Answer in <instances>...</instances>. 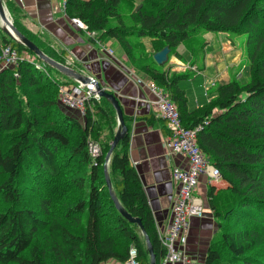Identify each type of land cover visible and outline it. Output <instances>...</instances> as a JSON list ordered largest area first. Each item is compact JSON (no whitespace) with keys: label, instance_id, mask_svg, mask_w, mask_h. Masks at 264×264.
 <instances>
[{"label":"trees","instance_id":"1","mask_svg":"<svg viewBox=\"0 0 264 264\" xmlns=\"http://www.w3.org/2000/svg\"><path fill=\"white\" fill-rule=\"evenodd\" d=\"M130 1L66 0L65 10L95 38H115L130 65L173 101L184 126L201 125L196 142L227 183L222 191L213 184L207 189L220 226L201 264H221L220 246L232 258L226 264H264V0H137V10ZM12 22L45 54L81 71ZM204 30L244 34L251 74L245 82L233 77L218 84L208 103L185 112V91L177 80L189 74L170 75L152 55L164 46L170 55L181 43L190 52L197 44L185 42H194ZM145 36L152 39L151 52L140 40ZM7 43L17 49L18 60L0 70V264L122 263L131 245L137 248V264H149L140 228L121 215L106 185L109 144L96 156L88 151L90 136L102 134L98 116L113 119L115 132L113 106L92 96L80 121L59 103L58 86L76 81L34 57L41 65L36 66L32 53L0 26V53ZM204 45L194 48L196 58ZM123 119L128 131L111 153L108 175L121 205L140 218L159 264L164 247L129 159L124 113Z\"/></svg>","mask_w":264,"mask_h":264},{"label":"crops","instance_id":"2","mask_svg":"<svg viewBox=\"0 0 264 264\" xmlns=\"http://www.w3.org/2000/svg\"><path fill=\"white\" fill-rule=\"evenodd\" d=\"M3 2L12 20L15 19L28 32L37 35L60 58L94 77L117 96L130 126L127 148L130 162L139 175L155 224L163 227L168 220L175 194L171 168L176 166L184 169L187 161L181 153H168L164 145L167 129L164 120L157 116L154 106L156 97L150 90L147 77L130 65L115 38L91 39V34L79 26L73 20L74 17L66 13L65 3L61 0H3ZM209 36L217 37L218 46L210 48L212 39H203L206 43L202 53L203 61L192 55L181 43L168 55L167 63L163 66L170 75L189 74L177 80L178 86L185 91V112L194 111L208 103L216 95V86L227 82L231 75H247L245 63L242 65L243 69H235L243 60V52L240 44L236 43V37L230 38L225 32ZM180 46L183 49H180ZM189 65L198 69L192 72L188 70ZM182 69L186 71H181ZM204 78L214 79L216 83L215 87L209 89V98L204 94ZM188 80H191L190 83L195 87L189 88ZM63 109L77 117L76 110L66 107ZM76 112L83 119V116ZM207 180L206 173H201L198 177L195 193L203 201L204 212L202 216L190 220L185 243V253L189 259L186 264H201L208 246V242L203 239L208 235L206 229L207 223L210 222L207 214L210 209L206 208L204 197L209 185ZM100 264L121 263L109 260Z\"/></svg>","mask_w":264,"mask_h":264},{"label":"built area","instance_id":"3","mask_svg":"<svg viewBox=\"0 0 264 264\" xmlns=\"http://www.w3.org/2000/svg\"><path fill=\"white\" fill-rule=\"evenodd\" d=\"M65 3L66 0H61ZM73 20L81 27L84 23L78 18ZM92 32H89L91 34ZM28 57V55H26ZM36 66H41L34 56ZM18 51L11 44H6L1 48L0 70L16 65ZM16 74V73H15ZM215 81L210 79L203 83L204 93H209V89L214 86ZM150 90L155 95L154 106L157 116L166 122V135L164 145L168 153H181L186 157V167L181 169L173 166L171 168V180L175 186V194L170 208L168 220L163 227L157 226V236L164 247V255L159 264H186L189 259L185 253V243L190 227V220L193 217L203 215V201L195 193L198 177L201 173H206L208 182L217 180L220 177L218 169L209 163L207 156L200 149L196 142V135L201 125L186 127L182 124L179 112L169 96L158 86L149 83ZM59 103L68 108L74 109L83 115L88 99L94 94L90 89L81 83L60 84L58 86ZM206 123V122H205ZM96 152V149H95ZM96 155V154H95ZM136 249L129 251L128 258L121 264H137Z\"/></svg>","mask_w":264,"mask_h":264},{"label":"water","instance_id":"4","mask_svg":"<svg viewBox=\"0 0 264 264\" xmlns=\"http://www.w3.org/2000/svg\"><path fill=\"white\" fill-rule=\"evenodd\" d=\"M139 8V7H137ZM0 26L4 33H6L10 38L14 39L16 42L24 45L31 53L32 55L37 59L40 60L54 69H56L58 72L71 77L76 82L81 83L86 88L90 89V91L97 97H104L107 101L111 103L113 106L115 112H116V119H117V127L114 132L113 138L109 144V148L104 156V173H105V180L106 185L108 187L110 196L113 199V202L115 203L116 208L118 211L123 215L128 221L131 223H135L141 230V233L144 237V242L146 246V250L149 255V264H156L155 260V253L153 251V247L151 245L150 239L145 232L141 220L138 217L132 216L129 212L126 211V209L121 205L117 197L112 191L111 187V181L108 175V163L110 160L111 153L113 149L116 147V145L119 143L120 140L124 138V136L127 134V126L125 124V121L123 119V111L121 109L119 100L117 96L109 91V89L103 87L97 79L94 77H91L81 71H78L74 69L73 67L58 62L57 60L51 58L47 54H45L38 46L35 44L32 40H30L28 37H26L23 33H21L16 26L13 24L12 19L9 15V12L3 2V0H0ZM169 52V47L164 46L160 50H157L153 53L152 57L153 60L157 64H162L167 59V53Z\"/></svg>","mask_w":264,"mask_h":264},{"label":"rangeland","instance_id":"5","mask_svg":"<svg viewBox=\"0 0 264 264\" xmlns=\"http://www.w3.org/2000/svg\"><path fill=\"white\" fill-rule=\"evenodd\" d=\"M128 2H129V4H131V1L130 0H128ZM133 2H134V4H135V6H134V10H137L138 8L137 7H140V2L139 1H137V0H133ZM215 33H217V32H215V31H210V30H204L203 32H201V33H199V35H198V37H197V39L196 40H194V42L193 41H191V42H185V44L187 43V45H190V46H193L194 44H197V45H195V47H193V49L192 48H190V52H191V54L192 55H194V48H197L200 44H201V42L203 41V39L204 40H209V39H212V42H210V48H216L217 46H218V43H217V37L216 36H213V37H210L209 35H212V34H215ZM92 37H94L93 35H91ZM229 36V35H228ZM230 37V36H229ZM233 37H236V43L238 42L239 44H240V48H241V50H242V52H243V60L235 67V69H241L242 68V65H243V63H245L246 65H247V69H248V71H247V75H244V74H237L236 76H233V75H231L230 76V78H233V77H235V78H237V79H239L241 82H245L250 76V66H249V63H251V61H250V59H249V56H248V54L246 53V51H245V45H244V39H245V35L244 34H241V35H236V36H233ZM230 38H232V37H230ZM238 39V40H237ZM140 40H141V42H142V44H143V46H144V48H145V51L146 52H151V51H153V44H152V39H150L149 37H141L140 38ZM151 40V41H150ZM208 44V43H207ZM149 45V46H148ZM186 45V46H187ZM205 45H206V43H205ZM188 47V46H187ZM250 47V46H249ZM148 48H150V49H148ZM199 48V47H198ZM251 48V47H250ZM180 49H183V47L182 46H180ZM201 51V52H200ZM198 53H197V56L200 58L201 57V55H202V50H200ZM196 53V52H195ZM168 54H169V52L167 53V57H168ZM195 56V55H194ZM192 59V58H191ZM167 63V59L164 61V63H162V65L164 66L165 64ZM183 66V63H181L180 64V67H182ZM189 68H188V70H190V71H192V72H194L195 70H197L198 68L197 67H194V66H192V65H189L188 66ZM192 70H191V69ZM244 68V67H243ZM242 68V69H243ZM181 71H186V69L184 70V69H182ZM262 72H263V78H264V67H262ZM239 75H241V76H239ZM240 77H243V79H241ZM229 78V79H230ZM208 78H204V82H205V80H207ZM187 80V79H186ZM192 80V79H191ZM191 80H188L187 82H188V84H189V88H193V87H195V85H193V84H191L190 83V81ZM208 80H210V79H208ZM207 80V81H208ZM214 80V79H213ZM215 81V80H214ZM77 83V82H76ZM64 84H68V83H64ZM75 84V83H74ZM215 85H216V83L214 84V86H212V87H215ZM200 87H202V85H200ZM211 87V88H212ZM192 91V90H191ZM192 93H193V91H192ZM196 93H197V90H196ZM205 94V93H204ZM95 96V95H94ZM205 96L206 97H210V93H207V94H205ZM95 97H97V96H95ZM88 101H89V99H88ZM65 111H67V110H65ZM75 115H77V117H79V119H80V121H82V118L77 114V112L75 111ZM112 118H113V116H111ZM159 117V116H158ZM161 118V117H160ZM163 119V118H162ZM114 120H115V118H114ZM164 120V119H163ZM98 121L100 122V126H101V137L100 138H97V139H95V138H92V136H90V141H89V143H88V151H89V153L92 155V156H96V155H98V154H100L101 153V151H102V145H106L107 143L108 144H110V142H111V140H112V137H113V135H111V133H113L114 132V128H115V126H116V124L114 123V121H113V119H110V118H105V117H103L102 115H100V116H98ZM165 121V120H164ZM182 121V120H181ZM110 123V124H109ZM108 124L110 125V126H108ZM165 124H166V122H165ZM199 146V145H198ZM200 147V146H199ZM95 149H96V152H95ZM201 149V148H200ZM202 150V149H201ZM64 151V149H62V148H59L58 149V153H62V155H65V152H63ZM203 151V150H202ZM96 154V155H95ZM106 154V153H105ZM105 154H104V156H105ZM206 155V154H205ZM207 156V155H206ZM207 159H208V157H207ZM208 161H209V159H208ZM209 163L210 164H212L210 161H209ZM213 165V164H212ZM213 166H215V165H213ZM216 167V166H215ZM217 168V167H216ZM220 179V180H219ZM219 179H217V180H213L212 182H208V184L210 185V184H212V183H215V182H217L216 184H213V185H215V187L217 188V189H220V191H222V189H224L226 186H227V183L222 179V178H220L219 177ZM220 181V182H219ZM209 185L207 186V188H206V193H205V195H204V197H205V204H206V208H208V209H210L209 210V212H207V214L209 215V217H210V219H209V223H207V229H206V231H208V235H206L203 239H204V241H206V242H208V244H209V242H211V241H217L218 240V237H219V230H218V227L220 226V218H217V217H215L214 216V211H212V209L211 208H209V203H208V198H207V189H208V187H209ZM32 186H35V185H32ZM196 191V190H195ZM200 194H202V193H200ZM158 225H156L155 224V229H156V227H157ZM210 227V228H209ZM156 233H157V229H156ZM208 247V246H207ZM132 248H135L136 249V259H137V248L134 246V245H131L130 247H129V250H128V254H129V251H130V249H132ZM147 251V250H146ZM205 253H206V251H205ZM220 253H221V255H222V257L224 258L223 259V261H222V263L221 264H226V263H228L229 261H231L232 260V258L230 257V256H227L228 254H227V252L225 251V249H224V246H220ZM147 254H148V252H147ZM149 256V255H148ZM227 256V257H226ZM162 258V257H161ZM161 260V259H160ZM160 262V261H159Z\"/></svg>","mask_w":264,"mask_h":264},{"label":"bare ground","instance_id":"6","mask_svg":"<svg viewBox=\"0 0 264 264\" xmlns=\"http://www.w3.org/2000/svg\"><path fill=\"white\" fill-rule=\"evenodd\" d=\"M91 35H93V36H94V33H91Z\"/></svg>","mask_w":264,"mask_h":264}]
</instances>
